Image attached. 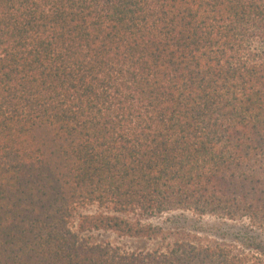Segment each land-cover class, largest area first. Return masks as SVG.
<instances>
[{"label": "trees", "instance_id": "1", "mask_svg": "<svg viewBox=\"0 0 264 264\" xmlns=\"http://www.w3.org/2000/svg\"><path fill=\"white\" fill-rule=\"evenodd\" d=\"M175 211L264 232V0H0V264H264L85 238Z\"/></svg>", "mask_w": 264, "mask_h": 264}, {"label": "rangeland", "instance_id": "2", "mask_svg": "<svg viewBox=\"0 0 264 264\" xmlns=\"http://www.w3.org/2000/svg\"><path fill=\"white\" fill-rule=\"evenodd\" d=\"M146 223L163 227L164 233L151 240L123 238L112 232H93L85 238L93 243L111 244L128 252L144 254L186 240L230 246L251 254L256 248L264 250V232L254 228L247 219L230 221L215 215L198 218L191 212L175 211L149 218ZM262 256L264 258V253Z\"/></svg>", "mask_w": 264, "mask_h": 264}]
</instances>
